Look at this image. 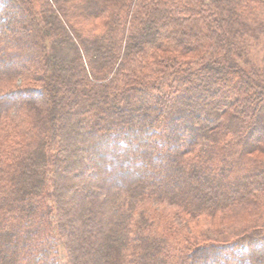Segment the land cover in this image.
Here are the masks:
<instances>
[{
	"label": "trees",
	"instance_id": "obj_1",
	"mask_svg": "<svg viewBox=\"0 0 264 264\" xmlns=\"http://www.w3.org/2000/svg\"><path fill=\"white\" fill-rule=\"evenodd\" d=\"M262 6L0 0V264H264Z\"/></svg>",
	"mask_w": 264,
	"mask_h": 264
},
{
	"label": "rangeland",
	"instance_id": "obj_2",
	"mask_svg": "<svg viewBox=\"0 0 264 264\" xmlns=\"http://www.w3.org/2000/svg\"><path fill=\"white\" fill-rule=\"evenodd\" d=\"M262 13L264 14V6H262ZM263 24L260 25L259 28H262ZM264 31V27L262 29ZM260 33V32H259ZM258 33V37H255V39L253 38H248L247 40V57L249 59H253V61L255 62V64L262 66V59L264 58V32L263 34H259ZM165 211V210H164ZM162 212V207H158V212L155 213L154 211L151 213V216L157 220L162 222V218H166V215ZM162 224V223H161ZM159 229H162V226L159 225Z\"/></svg>",
	"mask_w": 264,
	"mask_h": 264
}]
</instances>
